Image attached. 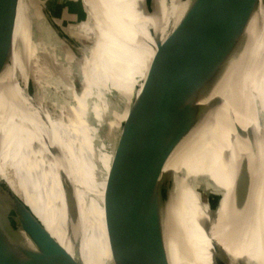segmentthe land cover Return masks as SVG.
<instances>
[{"label": "bare ground", "instance_id": "bare-ground-1", "mask_svg": "<svg viewBox=\"0 0 264 264\" xmlns=\"http://www.w3.org/2000/svg\"><path fill=\"white\" fill-rule=\"evenodd\" d=\"M92 2L96 12L92 40L89 50H82V57L76 60L83 91L78 97L73 94L77 105L71 106L85 127V135H91L95 128L86 129L84 109L101 121L110 104L105 97L111 92L118 91L125 99L133 91L139 93L143 64L154 66L158 42L180 16L187 17L177 37L184 48L174 69L178 83L188 64L213 46L229 43L237 30L233 19L244 18V11L232 6L244 4L242 0ZM168 3L174 13L169 25H164L160 18L169 12ZM257 4V22L252 20L248 30L253 37L249 55L239 72L233 76L231 67L214 91L221 98L220 105L171 153L164 166L168 176L145 208L137 239H155L169 264H215L214 239L225 249L227 264H264V0ZM246 5L241 10H247ZM197 13H201V19L195 17ZM22 17L17 12L11 63L0 75V136H13L12 130L17 128L21 136L7 140L15 143L16 157L8 155L5 165L10 164L15 174L9 178L0 170V178L7 181L27 210L31 209L39 224H34V234L27 241L28 247L38 253L31 256V264H89L86 253L96 264H112L101 206L108 168L104 163L111 152L106 153L103 144L93 164H86L71 150L80 138L78 126L69 123L73 133L69 139L60 131L59 109L50 108L53 104L47 95L49 73L43 58L47 35L42 24L39 60L33 74L37 95L30 98L26 94L24 76L23 86L17 84L14 69L21 68L16 47L24 42L19 30ZM42 19L47 33L60 40L53 20L44 14ZM257 23L262 27L258 36ZM53 78L59 83L58 75ZM159 87L167 91V84ZM84 97L88 98L86 107L80 103ZM125 111L120 115L111 112L114 119L109 123L110 130L117 118H124ZM12 143L1 149L0 167ZM101 163L103 172L99 170ZM82 166L88 173L94 172L91 180ZM238 187L242 197L237 203L234 198ZM69 192L77 202L76 213L68 200ZM26 194L40 203L41 214L33 208L38 204L32 205ZM77 208L83 230L82 251L67 232L68 227L75 236L79 234ZM29 232L19 231L18 240Z\"/></svg>", "mask_w": 264, "mask_h": 264}, {"label": "water", "instance_id": "water-1", "mask_svg": "<svg viewBox=\"0 0 264 264\" xmlns=\"http://www.w3.org/2000/svg\"><path fill=\"white\" fill-rule=\"evenodd\" d=\"M257 1L242 0L247 4V10H241V6H245L242 3L232 5L244 11L243 19L241 16L233 19L237 29L235 36L229 43L213 46L203 57L188 64L181 83L175 80L174 69L180 52L184 50L177 43V37L183 28L185 14L168 30L162 42H158V60L156 56L154 66H149L147 62L143 64L141 89L139 93L131 92L126 98L118 115L124 110L126 114L122 120L118 121L117 118L114 122L116 133L112 134L109 149L105 150L106 153L111 152V156L104 163L108 168L101 206L112 264H169L159 252L155 239H137L145 208L168 176L164 166L171 153L189 132L220 105L221 98L214 95V91L231 67L234 69L233 76L239 72L244 59L249 55L253 37L248 30L252 20L257 22L258 19ZM25 2L26 7L19 24L24 42H19L16 47L17 61L21 68L16 66L14 75L20 87L23 86V76L26 78L25 92L31 98L29 84L35 82L33 68H36L39 44L35 37L41 15L37 0ZM18 4L19 0H0V75L11 63ZM200 14L195 17L201 19ZM261 29V24L257 23V36ZM162 84H167V91L165 88L160 89ZM12 131L13 136H0V155L1 149L7 147V143H12L7 140L13 137L19 139L21 136L18 128ZM14 148L15 143H12L10 151L5 152L6 162L0 167L9 178L15 173L10 164L7 167L5 164L9 161L8 155L16 157ZM101 165L99 170L103 172L105 168ZM84 173L88 180L94 176V172L88 173L85 169ZM241 197V189L238 187L235 202H240ZM68 200L76 213L77 202L73 193L69 194ZM26 206L7 181L0 178V264H31V256L34 258L38 254L28 247L25 239L18 240L19 231H33L34 224H38L31 209L28 207L27 210ZM78 209L79 234L75 236L68 227L67 232L82 251L83 230ZM212 247L214 263L227 264L226 251L215 239Z\"/></svg>", "mask_w": 264, "mask_h": 264}, {"label": "rangeland", "instance_id": "rangeland-1", "mask_svg": "<svg viewBox=\"0 0 264 264\" xmlns=\"http://www.w3.org/2000/svg\"><path fill=\"white\" fill-rule=\"evenodd\" d=\"M25 1L26 0L22 2V0H19L17 12L18 14H21V16L23 15V11H20L19 5H23L24 10L26 7ZM37 1L40 6L41 16L39 19L40 24L36 32L35 38H37L39 42L41 30L40 25L42 24V27L45 30V36L47 35V39H45L44 41L45 52L43 54V58L46 63V66L48 67L49 73V87L47 89V95L49 100L51 99L53 104L50 105V108L52 110L59 109V119L62 123L61 126L59 122V129L60 131L65 133V138L69 139L73 137V133H71L72 131H70V122L74 126H78L80 138L78 141L74 142V146H72L73 149L71 150L75 155L79 153V158L82 157L86 164H93L101 145L105 144L104 150L109 149V143L113 139L112 134L116 133L114 127L111 130L109 127L110 121L114 119L112 116L113 114L111 112L115 110L116 113H119L122 110L126 100L125 95L121 94L118 91H113L108 95V97H105V101L109 102V105L111 106L108 105V108L106 109L107 112L104 111L103 116L101 115L102 118L100 116L101 121H97V119L90 113L88 108H85L83 117L85 120V125L88 127L86 129L90 130V128H95V131L91 132V135L89 134V132L88 135H85V127L80 125L78 121L79 119L71 111V106H73L76 101V99L73 98V94L78 97V94L83 91L80 77L78 74L76 60L82 57V50H89L88 45L91 43L92 40L90 33L94 28L96 19V12L94 9L93 2L92 0ZM168 5L169 12H166L167 15H162L160 18L162 24L164 25H169V22L172 18L171 15H173L174 13L173 12L171 14V4L168 3ZM43 14L47 19L50 18L53 20V23L56 27L55 30L57 33V37H60V40L55 39L53 35L47 33L46 25L42 19ZM39 54L40 52L38 48V60ZM65 66L67 67V69H65ZM33 72H36V68H33ZM54 75H58L59 83L55 82V78H53ZM29 92L32 97L34 95H37V88L35 82L29 84ZM80 103L82 105H84L85 103L86 107V103L88 104V98H81ZM26 196L28 197V200L32 205L38 204L37 207L33 206V208L37 213L41 214L42 207L40 206V203L32 195L26 194ZM34 200H36L37 203H35ZM33 234L34 231L26 233L24 234L22 239H25V241L27 242L31 239ZM85 256L87 257L89 264H96L94 263V260L87 255V253L85 254Z\"/></svg>", "mask_w": 264, "mask_h": 264}, {"label": "trees", "instance_id": "trees-1", "mask_svg": "<svg viewBox=\"0 0 264 264\" xmlns=\"http://www.w3.org/2000/svg\"><path fill=\"white\" fill-rule=\"evenodd\" d=\"M22 2H24V0H22ZM19 6H20V11H21V12L23 11V13H24V10H23V7H24V6H23V5H19ZM21 12H20V13H21Z\"/></svg>", "mask_w": 264, "mask_h": 264}, {"label": "crops", "instance_id": "crops-1", "mask_svg": "<svg viewBox=\"0 0 264 264\" xmlns=\"http://www.w3.org/2000/svg\"><path fill=\"white\" fill-rule=\"evenodd\" d=\"M264 47V46H263Z\"/></svg>", "mask_w": 264, "mask_h": 264}]
</instances>
